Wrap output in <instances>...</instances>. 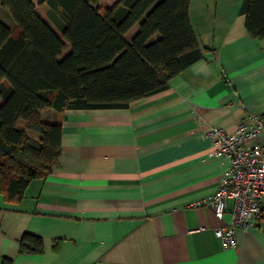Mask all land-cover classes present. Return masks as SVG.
Wrapping results in <instances>:
<instances>
[{
	"label": "crops",
	"instance_id": "0c3cea01",
	"mask_svg": "<svg viewBox=\"0 0 264 264\" xmlns=\"http://www.w3.org/2000/svg\"><path fill=\"white\" fill-rule=\"evenodd\" d=\"M29 1L63 43L62 59L71 46L49 5ZM241 3L189 1L191 29L207 50L166 89L123 109L40 111L43 123H61L60 154L19 202L0 193V264H264V198L258 224L236 230V248L214 234L229 212L217 219L202 204L228 165L206 130L232 131L247 112H264V38L248 35ZM0 22L18 33L3 6ZM24 233L42 239V253H18Z\"/></svg>",
	"mask_w": 264,
	"mask_h": 264
},
{
	"label": "trees",
	"instance_id": "16d2710c",
	"mask_svg": "<svg viewBox=\"0 0 264 264\" xmlns=\"http://www.w3.org/2000/svg\"><path fill=\"white\" fill-rule=\"evenodd\" d=\"M98 1L44 0L71 46L59 60L64 45L34 5L0 0L18 29L13 35L0 22V193L6 201L19 202L31 181L45 179L56 165L62 127L43 123L42 109L126 108L166 89L207 50L191 29L190 0H119L114 7H96ZM240 12L248 35L264 38V0H242ZM136 23L137 32L127 39ZM42 251L39 236L20 237L18 253Z\"/></svg>",
	"mask_w": 264,
	"mask_h": 264
},
{
	"label": "built area",
	"instance_id": "2783aa9c",
	"mask_svg": "<svg viewBox=\"0 0 264 264\" xmlns=\"http://www.w3.org/2000/svg\"><path fill=\"white\" fill-rule=\"evenodd\" d=\"M206 134L228 165L218 178L214 194L202 204L217 219L229 212L228 223L217 227L214 234L224 248H236V230H249L262 218L258 202L264 198V112H247L232 131L210 127Z\"/></svg>",
	"mask_w": 264,
	"mask_h": 264
}]
</instances>
